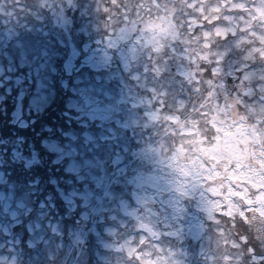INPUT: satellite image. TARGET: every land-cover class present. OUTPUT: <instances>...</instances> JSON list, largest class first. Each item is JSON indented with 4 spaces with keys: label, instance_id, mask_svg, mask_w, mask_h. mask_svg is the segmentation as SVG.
I'll use <instances>...</instances> for the list:
<instances>
[{
    "label": "clouds",
    "instance_id": "obj_1",
    "mask_svg": "<svg viewBox=\"0 0 264 264\" xmlns=\"http://www.w3.org/2000/svg\"><path fill=\"white\" fill-rule=\"evenodd\" d=\"M82 2L54 0L71 31ZM89 15L99 72L73 86L112 94L108 215L58 198L42 212L26 180L83 134L77 117L0 125V264H264V0H104Z\"/></svg>",
    "mask_w": 264,
    "mask_h": 264
},
{
    "label": "rangeland",
    "instance_id": "obj_2",
    "mask_svg": "<svg viewBox=\"0 0 264 264\" xmlns=\"http://www.w3.org/2000/svg\"><path fill=\"white\" fill-rule=\"evenodd\" d=\"M33 0H13L11 4L8 3V0H0V47L5 49L3 52V57L6 63L5 67L3 66L2 59L0 58V87H6L7 93L10 91L11 84L5 85L8 81L12 82V86L21 84V78L19 75H13L17 70L22 71L24 74V79L30 87L25 86L24 92L19 89L17 94L22 93L16 98V103L13 107L12 114H15V117L21 115L19 103H21L20 98L27 92L28 100L27 104L30 109V112H39L41 109L48 103L51 92L50 88L46 82L55 76L56 69L58 70L57 75H68V78L63 80L59 79L61 87H70L72 89V94L69 95L65 102V107L68 110L74 112L86 113L89 120L93 121L98 117H104L107 119L104 123H97L98 138L104 142L103 148L108 151V147L112 142V139L116 133L115 122L112 120V94L107 87L100 89L98 95L88 94L87 91L81 89L77 92L76 88L73 86V80L75 79V84L79 85L84 81L86 76H91L94 71L98 68L96 67V60L98 57L91 53L89 50L88 59L85 60L81 66L84 68L85 73H79V66H77L75 71H71L74 66L75 58V49L70 48L64 36H61L58 31L65 36L68 35L67 29L61 25L58 29L53 31L48 30L46 26L36 25L33 27V16L30 12V4ZM35 1V0H34ZM28 5L26 10H23L22 5ZM25 13V14H24ZM34 15V14H33ZM31 21V22H29ZM63 21V20H62ZM62 23V22H61ZM7 30L9 37L7 40H4L2 35V30ZM80 30L83 31L82 28ZM34 33L44 36V40L41 42L38 39L33 38ZM72 39L71 41H73ZM70 43V42H69ZM78 42L74 40V46L77 48ZM42 46V47H41ZM83 45L80 43V47ZM88 45L84 46L87 49ZM57 48V49H54ZM68 49L73 54L68 55ZM72 56V59L70 57ZM72 73L75 75L72 76ZM109 79H114L116 73H106ZM45 89V90H44ZM47 90V91H46ZM49 94V95H48ZM2 96L0 95V99ZM99 103V106H97ZM25 108V109H26ZM19 113V114H17ZM28 113V112H27ZM65 115L72 116L69 112L65 111ZM79 119V118H78ZM80 121V119H79ZM84 123L80 121V125ZM99 124V125H98ZM21 125H25V122L22 121ZM84 140L88 143L94 142L92 136L89 133L84 132ZM66 146L70 144L72 138L65 137ZM96 142V141H95ZM85 143V142H84ZM60 144L52 143L48 145L49 151L56 152L57 162L62 163L66 159L65 153H68L71 156H76L78 154L74 146H70V149H64ZM91 155L87 158L86 167L89 169L88 174H84L81 171L79 164L76 159H72L69 165H66L68 168L67 173H64L65 176L63 179V186H58L53 181V191L56 197L63 201L65 205L71 207L72 205H83L84 209L90 213L98 222L102 223L105 219V216L108 215L109 206L113 197V192L111 188V183L108 177H105L106 171V154L103 158H98L97 155L88 152ZM13 156H15L13 154ZM108 160L111 159V156H107ZM72 174L73 177L82 181L87 179L89 182L84 183L80 191H76L74 187L70 186L71 180L66 176ZM101 183V186L97 185L96 181ZM103 192V198L106 197L105 202L98 193L93 192V189L99 188ZM33 190V189H32ZM46 204L49 206L51 203L52 206H55V202L52 200L51 195L46 196ZM44 202L40 201V206L43 207ZM18 206H22V202H18ZM47 207H43L41 211L43 212ZM114 218V217H113ZM62 219V217H61ZM39 223V222H37ZM47 225L53 228L56 227L57 230L60 229L61 225L56 221H47ZM34 225H29V228L32 229ZM93 230L95 227L93 226ZM43 243V240H40Z\"/></svg>",
    "mask_w": 264,
    "mask_h": 264
},
{
    "label": "trees",
    "instance_id": "obj_3",
    "mask_svg": "<svg viewBox=\"0 0 264 264\" xmlns=\"http://www.w3.org/2000/svg\"><path fill=\"white\" fill-rule=\"evenodd\" d=\"M61 78L65 79V76L61 75L60 79ZM55 86H56L54 87L55 91L53 93V96L50 98V104L48 105V107L45 110H42L40 112H35V114H33L32 112L28 114L26 113L25 107L23 106L25 103V99H22L23 105L19 106L20 112H21V115L19 117L14 116L16 113L12 114L13 107L16 103V98L18 97L17 93L19 91V87H10V92L8 93L3 92V97L0 99V125H6L7 127H10V128L15 127V128L24 129V128L29 127L30 125H35L36 127H40L42 124L47 122L53 116H56L57 113L60 114L61 122L71 121L73 117H77L80 119V121L84 123L83 125L79 124L80 131L83 134L84 132L89 133L92 136V139L94 140V142L88 143L87 141L84 140L85 142L84 143L83 137H82L83 134H82L81 136L77 138V140L72 139L70 144H68V146L66 145L63 146V150L70 149L71 145L74 146V150L76 148L78 154L74 156L73 159H75L76 157H79L82 148L85 151V153H88L90 151L92 154L97 155L98 158H103L105 154L107 155L108 151L105 148H103L104 146L102 144L103 142L97 136L99 128H97L96 126H97V123H100V124L104 123L107 119L103 115V117L96 116V119L91 121L87 117L86 113H84V115H81V112L76 113L72 110H68L65 107V102L67 100V97H69V95L72 94V93L71 94L68 93V89L70 87H67V88L61 87L60 82L58 81H55ZM0 91L2 92L1 89ZM97 106H99V103ZM65 111L69 112L72 116L65 115ZM22 121L25 122V125H21ZM17 143H22V140H18ZM21 155L23 154L21 153ZM15 158L16 157L13 156V159ZM25 159H26V162L28 163V167L31 168L34 164L40 161V156L38 153L32 152L31 156ZM58 165L59 163L53 164L51 160L44 161L43 167L41 169H39L37 172L32 173L31 175H26V180L30 182V185H29L30 190L33 192L43 193L46 196L51 195L52 200L55 202L54 198H57V197L53 191L52 182L54 181L56 185L58 186H63L64 184H63L62 178L65 176V174H63V171H56V168L58 167ZM66 176L71 180L70 186L74 187L75 190H78V191H80L81 187L83 186L82 181L84 183L89 182L87 179L78 181L73 177L72 174H69V175L66 174ZM109 180L111 179L109 178ZM96 183L98 186L99 185L101 186V183L98 180L96 181ZM112 187H113V183H112L111 188ZM93 192L98 193L99 195L100 193L102 194V187L101 189L99 188L93 189ZM41 200L44 202L43 207H48V205L46 204V199H44L43 196H41L40 201ZM43 207H41V209ZM47 228L49 230H52L49 225H47Z\"/></svg>",
    "mask_w": 264,
    "mask_h": 264
},
{
    "label": "flooded vegetation",
    "instance_id": "obj_4",
    "mask_svg": "<svg viewBox=\"0 0 264 264\" xmlns=\"http://www.w3.org/2000/svg\"><path fill=\"white\" fill-rule=\"evenodd\" d=\"M104 0H83L81 8H80V16L82 19V23L79 25V31H71L70 25L67 20V17L65 15H58L59 9L56 8V4L54 3V0H35V11H34V23L38 26H46V27H60L61 25L64 26V28L67 29L68 35L65 36L67 43L69 44L70 48L74 49V40H76L79 44L81 43L83 46L81 47L83 51L87 53V60L88 59V53L90 50V46L92 45V42H81L80 37H86L87 34L92 29V23H90L93 20V17L89 15L91 8L100 9V4H103ZM99 15L101 19L104 18L105 13H103L102 10L99 11ZM63 20V21H62ZM60 22V26L57 25ZM62 22V23H61ZM80 28L83 29L80 30ZM4 31V30H3ZM40 37V36H38ZM74 39L73 41H71ZM70 42V43H69ZM88 45L87 49L84 48V46ZM78 48H75L77 50ZM68 55L73 54L68 49L67 52ZM98 59L96 60L97 63Z\"/></svg>",
    "mask_w": 264,
    "mask_h": 264
},
{
    "label": "water",
    "instance_id": "obj_5",
    "mask_svg": "<svg viewBox=\"0 0 264 264\" xmlns=\"http://www.w3.org/2000/svg\"><path fill=\"white\" fill-rule=\"evenodd\" d=\"M122 211L127 212L128 210L126 209L125 205H122Z\"/></svg>",
    "mask_w": 264,
    "mask_h": 264
}]
</instances>
